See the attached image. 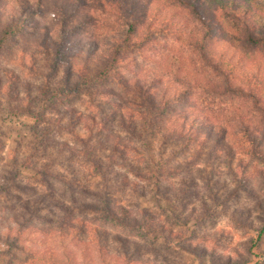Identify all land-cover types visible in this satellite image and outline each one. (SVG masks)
<instances>
[{
    "label": "rangeland",
    "instance_id": "1",
    "mask_svg": "<svg viewBox=\"0 0 264 264\" xmlns=\"http://www.w3.org/2000/svg\"><path fill=\"white\" fill-rule=\"evenodd\" d=\"M136 2L144 12L158 6L198 27L170 0ZM209 9L212 49L230 73L206 69L183 38L144 25L129 29L128 17L95 0H0V264H36L32 257L39 254L72 264L256 263L248 247L264 222V39L255 33L251 42ZM20 21L22 28L2 39ZM254 22L258 27L263 20L256 14ZM128 35L135 38L115 50ZM115 52L120 64L108 79L73 91L80 73L92 75ZM256 70L262 83L247 82L243 75ZM153 78L170 96L185 93L155 113L145 131L132 115L143 109L126 82ZM177 111H186L188 121L166 124ZM130 117L136 119L132 135L122 127L129 128ZM87 127L101 131L93 135ZM75 134L104 144L100 160L113 141L128 147L111 163L114 198L133 204L136 218L137 209L146 210L155 231L163 224L172 232L169 246L156 242L152 249L138 240L127 258L118 256L115 236L137 238L79 211L97 198L43 174L94 189L97 172L73 151ZM259 248L264 251V238Z\"/></svg>",
    "mask_w": 264,
    "mask_h": 264
},
{
    "label": "trees",
    "instance_id": "2",
    "mask_svg": "<svg viewBox=\"0 0 264 264\" xmlns=\"http://www.w3.org/2000/svg\"><path fill=\"white\" fill-rule=\"evenodd\" d=\"M95 1L97 2L98 6H101L103 8L105 7L106 9L111 10V12L118 14L119 18L124 19L128 17L125 23L129 24L128 28L131 30H133L134 28L133 25H144L147 31L150 30L155 31L154 33H165V35L169 34L172 37L179 38L181 40L183 38V41L185 42L187 47H189L193 52L199 55L206 69H209L211 70V72L215 73L216 71L221 73L220 69L227 72H229V70L223 68L225 67V64L222 60H217L216 54L212 49V33L216 30V28L214 27L215 21L209 7L211 8L212 12H217L224 22H227L229 25H233V27H241L244 31H246L251 42L255 41V33H258L262 36V39H264V0H170L173 5L185 9L187 15L191 16L194 23L198 26H190L189 28L187 27L186 23L181 20L180 17L178 18L175 11L169 13L166 11L164 12L163 9L158 6H154L147 12H144L142 9H138V5L136 2L137 0ZM206 5H208L209 7L207 6L206 8ZM22 14H24V12L20 13V15ZM256 14H258V17L263 20L262 25H259L258 27H256V23L254 22ZM20 22L21 23L18 24L16 23L15 27L13 28H7L2 34V39H6L12 34V32H17L20 28H22V21ZM131 36L132 35H128L123 41H117L116 43L118 44V48L115 47V50H119L122 44L127 41V38H135L134 36ZM140 43H138L137 45H139ZM127 44V46L134 45L130 42H127ZM88 52L90 53V51L85 49V53L88 54ZM112 55V57H102V59L99 61L100 64L94 65L96 68L100 69L93 70L92 75L90 74L85 76L83 75V73H80L79 78L81 80L79 83H76L74 85L75 89L73 91L78 93L83 92L84 86H86V84L92 85L94 82L108 79L112 73V68L115 65L120 64L117 52L113 53ZM256 72L257 70L251 76L248 73H245L243 77L247 82L258 80L260 83H262V80L258 79V76H256ZM176 82L178 84L180 83L179 81ZM126 84L127 86H131V90L134 93L135 98L139 99L140 104L137 105L138 108L143 109L142 111H136L132 113V115H137L136 119L141 121L144 130L147 129L145 126L146 123H148V125H154L157 121L155 120V113H160L161 111L169 108L171 103H179L182 97H184L183 93H185H177L176 91H172L175 93V95L173 94L170 96L171 91L169 90V88L163 86V84H161L160 81H157L156 78H153L149 81H139V79H136L133 83L127 81ZM187 85L189 90L193 88L192 84L188 83ZM202 85L204 86V88H206V84ZM210 86L211 85H207V87L209 88ZM132 105L134 106L136 104ZM185 112L186 111L175 112L173 117H169L166 120V124H169L173 120H181L182 123H186L188 119L185 116ZM122 119L123 121H126V118L124 116H122ZM136 119L134 117H130V121L132 122L129 128H127V125H122L125 130L127 129L126 131L129 135H132L133 127L136 124ZM195 125H200V123H196ZM205 125L206 124L204 121L203 126ZM184 128H186V124H184V127L180 129L182 133L184 132ZM87 130L93 135L101 131L97 128L91 131L92 129L88 127ZM173 130L177 131L176 129ZM210 131L212 133L215 132L214 128L211 126ZM74 136L75 144H77V147L72 148L73 151L82 156L85 161H87L92 170H95L97 172L94 177H97L99 181L96 182L94 189H90L89 187L80 186L77 184H75V186L72 181L67 182L66 180L60 179L58 176H55L53 174H48L46 172L43 174L45 176L52 177L53 179L58 180L60 183L67 184V189H71L72 187L78 189L79 193H83L95 199L97 198V203L85 205V207L83 206L80 208L78 206L79 211L93 212L103 222L111 224L114 227L121 229L128 235L137 238L136 241H129L126 237L115 236L117 246L116 252L118 256L127 258L126 251L128 250L129 244L131 243V246L133 247L134 245H137L138 240L146 241L147 246H150V248L152 249L154 248L156 242H160L161 245L166 247L169 246L172 243L171 241H169L172 240V232H166L165 226L163 224L160 223L161 226H159V230L155 231V227L150 226V223L148 224L146 221V216L149 215L146 210L137 209V211L140 213V216L136 218L131 214L130 211V208L133 206V204H131L130 202H125L122 204L121 202H119V200L114 198L112 191L113 188L111 187L109 182V175L111 173L112 167L111 163L116 156L122 158L126 154L128 147H125L124 145L118 144L113 141L110 143V147L108 149L110 155L100 160L98 154L103 149V143H101L98 139H94L91 143L88 144L85 138L78 137L76 134ZM148 142H150L149 139ZM70 152L72 153V150ZM107 170L109 171V173H106ZM149 177H151L150 174L145 175V178ZM67 228L69 229V227ZM263 238L264 222L263 226L256 231V234L253 235L249 241L248 248L250 250V253L255 259H257L255 264H260L264 261V251L259 248ZM97 250H99L100 253L102 252L101 248ZM32 259L36 264H72V261L70 259L62 261L57 259L53 255L39 254L35 257H32ZM131 261L132 260L130 259L129 263Z\"/></svg>",
    "mask_w": 264,
    "mask_h": 264
}]
</instances>
